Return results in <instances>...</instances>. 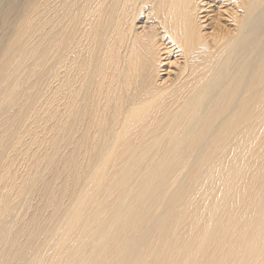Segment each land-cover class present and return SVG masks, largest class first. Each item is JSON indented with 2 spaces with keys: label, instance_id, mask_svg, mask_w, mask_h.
<instances>
[{
  "label": "bare ground",
  "instance_id": "1",
  "mask_svg": "<svg viewBox=\"0 0 264 264\" xmlns=\"http://www.w3.org/2000/svg\"><path fill=\"white\" fill-rule=\"evenodd\" d=\"M0 264H264V0H0Z\"/></svg>",
  "mask_w": 264,
  "mask_h": 264
},
{
  "label": "rangeland",
  "instance_id": "2",
  "mask_svg": "<svg viewBox=\"0 0 264 264\" xmlns=\"http://www.w3.org/2000/svg\"><path fill=\"white\" fill-rule=\"evenodd\" d=\"M175 57L174 56H172V58H171V61L170 62H172L169 66H167V67H165L166 69H168L167 71H165V73L163 74V75H167V72H169V70L170 71H173V69H174V67L172 68V65H173V61H175V59H174Z\"/></svg>",
  "mask_w": 264,
  "mask_h": 264
}]
</instances>
